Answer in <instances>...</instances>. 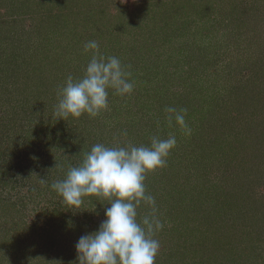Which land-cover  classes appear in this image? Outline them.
<instances>
[{
    "label": "rangeland",
    "instance_id": "374dc122",
    "mask_svg": "<svg viewBox=\"0 0 264 264\" xmlns=\"http://www.w3.org/2000/svg\"><path fill=\"white\" fill-rule=\"evenodd\" d=\"M25 1L18 14L0 5V264H77L78 239L98 230L109 205L85 197L70 209L50 185L96 143L148 145L170 134L177 145L166 167L145 180L164 223L155 264H264V153L228 140L240 173L214 157L191 164L181 154L194 138L165 120L167 107L186 109L192 134L216 142L252 110L263 119L264 0ZM14 34L22 37L13 43ZM90 40L121 60L134 91L109 90V110L96 118L57 119V90L83 75ZM210 97L219 115L209 125L201 112ZM137 211L139 219L149 210Z\"/></svg>",
    "mask_w": 264,
    "mask_h": 264
},
{
    "label": "clouds",
    "instance_id": "9594fccd",
    "mask_svg": "<svg viewBox=\"0 0 264 264\" xmlns=\"http://www.w3.org/2000/svg\"><path fill=\"white\" fill-rule=\"evenodd\" d=\"M90 59L79 78L69 74L57 90L54 115L57 119L96 118L109 110V90L120 97L134 91V81L121 60L105 56L95 40L86 42ZM165 120L185 136L192 135L186 109L167 107ZM126 136V131L121 133ZM177 145V137L153 135L148 145L94 144L77 166H69L63 179L50 187L70 209H78L85 197L107 201L104 220L98 230L82 235L76 245L77 264H155L160 249L156 235L164 223L158 215L155 197L147 193L146 175L166 167ZM141 206L149 211L138 219Z\"/></svg>",
    "mask_w": 264,
    "mask_h": 264
},
{
    "label": "trees",
    "instance_id": "16d2710c",
    "mask_svg": "<svg viewBox=\"0 0 264 264\" xmlns=\"http://www.w3.org/2000/svg\"><path fill=\"white\" fill-rule=\"evenodd\" d=\"M3 1H5V0H0V2H1L0 5L3 4L2 3ZM23 2H26V1L25 0H6V3H7L6 6H7V8H9V10L12 9V10H14L16 12V14H18L16 9H19V8L22 9L23 6H20V5L21 4L23 5ZM15 16H18V15H15ZM14 18H17V17H14ZM16 21H18V20L14 19V23ZM0 30H1V32H4V30L1 28V26H0ZM15 33H17V32H15ZM21 35L14 34L11 37L12 42L14 43L17 40H19L22 37ZM5 37H6V35H3V33H0V48L2 49L0 51L1 53L4 50L3 48H6V45H4ZM8 37H9V35H8ZM2 55H6V53L4 52V53H2ZM1 61H7V60H1ZM8 62H12L11 59H8ZM24 84L25 83L22 81L21 87L20 86L19 87L21 89H24L25 88V87H23ZM252 86H254V82L249 86L250 92L254 91V88ZM260 90H262V89H259V91ZM252 92L250 93L252 98L253 99L257 98L258 99V97H256L254 95V93H252ZM208 100H210V103H211L209 108L213 111V113H211V110L208 111L206 109V112L204 113L202 111L201 114L205 118H208V119H206L207 120L206 122H208V124L210 125L211 121L214 122V121L217 120V118L214 119V115H219V113L216 114L215 110L213 108V105H215L214 104V99L211 100V97H210V98H208ZM255 101L256 100H254V102ZM261 102L264 103V100H262ZM245 103H247V102H245ZM238 107L242 108L241 105H239ZM253 109H255V108H253ZM256 113L257 112L255 110H252L251 116H250L249 119L246 118L247 117L246 115L243 118L240 117L238 121L241 124L240 125L241 128L238 131L234 130L233 127H231L232 124L228 125V128L230 129L229 132L226 133L224 131V129H222L221 133H219L217 135L222 136L221 138H223V139H218L216 142H213V141L210 142V140H207V139L205 140L204 138H202V136L198 132H195V133L193 132L192 138H194V139H192V142L194 144L191 145V150H189L185 154H183V153L182 154L180 153V154L181 155H190L189 163H191V164L192 163L196 164L197 162H198V164L209 163V162H211L210 158L214 157L215 162L218 163V161H219L218 165L221 164V162H223L224 163V167L227 166V168H229L228 170H232V172L234 170H237L235 173H240V171L238 170V167H242V165H240V163L238 164L237 160L234 159V158H236L237 152L234 151L235 150V149H233L234 147H232V148L229 147L231 145V143H232V142H230L231 140H234L235 143H239L240 142L242 144L240 146L241 147L240 151H243L244 148L246 147V145L247 146L249 145V151L252 152L254 155L255 154L264 153V117H263V119L256 118V116H257ZM254 115H255V117H254ZM251 117H252V119H251ZM223 128H225V127H223ZM236 134H237V136H236ZM251 135H254V137L256 139V141H255L256 144H255L254 148H252V149L250 147V144L248 143V141L251 139V137H250ZM228 140H230V141H228ZM231 151H233L234 153L231 152ZM216 155H226V156L224 157V159H220ZM231 156H232V162L229 161L228 158H227V157L230 158ZM201 159H202V161H200ZM180 162H181V160H180ZM212 162H213V159H212ZM212 162H211V164H212ZM174 170H175V166H174ZM239 176H240L239 174L236 175V177H239ZM239 183L243 184L242 182H239ZM247 184H249V182H247ZM158 240H160V239H158ZM212 242H213V243H211L212 246H215L216 242H214L213 240H212ZM213 250H214V253L216 254L217 250H216L215 247H213ZM5 253L6 252L4 251L3 254L5 255ZM5 260H6V258H5Z\"/></svg>",
    "mask_w": 264,
    "mask_h": 264
}]
</instances>
